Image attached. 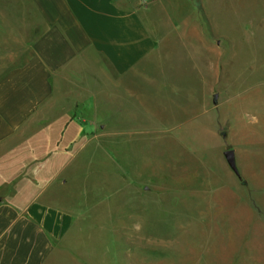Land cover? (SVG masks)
Listing matches in <instances>:
<instances>
[{"label":"rangeland","instance_id":"rangeland-1","mask_svg":"<svg viewBox=\"0 0 264 264\" xmlns=\"http://www.w3.org/2000/svg\"><path fill=\"white\" fill-rule=\"evenodd\" d=\"M21 1L0 0V77L33 27ZM254 11L233 0L152 8L148 27L166 37L150 80L136 85L142 100H72L77 128L90 131L55 200L84 228L78 262L264 264V31ZM196 22L202 40L182 38Z\"/></svg>","mask_w":264,"mask_h":264},{"label":"crops","instance_id":"crops-1","mask_svg":"<svg viewBox=\"0 0 264 264\" xmlns=\"http://www.w3.org/2000/svg\"><path fill=\"white\" fill-rule=\"evenodd\" d=\"M219 1L149 0V8L136 0L20 2L33 27L22 39V60L0 77V264H84L76 253L84 228L55 200L66 184L62 170L76 163L77 138L90 131L77 128L72 100H142L136 85L150 80L166 37L148 27L152 8L204 10ZM233 1L259 9L250 16L264 31V0ZM166 18L158 24H172ZM185 37L202 40L200 27Z\"/></svg>","mask_w":264,"mask_h":264},{"label":"water","instance_id":"water-1","mask_svg":"<svg viewBox=\"0 0 264 264\" xmlns=\"http://www.w3.org/2000/svg\"><path fill=\"white\" fill-rule=\"evenodd\" d=\"M223 156L229 166V168L234 172V174H238V170L236 168L235 164V158H234V151L232 149H228L223 153Z\"/></svg>","mask_w":264,"mask_h":264}]
</instances>
